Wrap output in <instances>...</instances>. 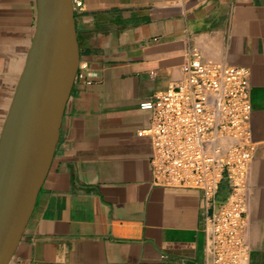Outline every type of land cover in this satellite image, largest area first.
<instances>
[{"label":"crops","instance_id":"crops-1","mask_svg":"<svg viewBox=\"0 0 264 264\" xmlns=\"http://www.w3.org/2000/svg\"><path fill=\"white\" fill-rule=\"evenodd\" d=\"M80 1L79 68L9 264H206V217L227 181L210 202L154 185L150 140L137 134L151 115L139 102L177 85L190 50L249 71L246 264H264V0ZM36 26L37 0H0V134Z\"/></svg>","mask_w":264,"mask_h":264},{"label":"built area","instance_id":"built-area-1","mask_svg":"<svg viewBox=\"0 0 264 264\" xmlns=\"http://www.w3.org/2000/svg\"><path fill=\"white\" fill-rule=\"evenodd\" d=\"M74 4L82 7L80 0ZM180 69L174 88L139 102L151 114L149 126L137 134L150 140L152 183L197 188L210 202L225 179L228 196L206 217V264H246L243 213L254 152L249 71L203 60L194 50L186 52Z\"/></svg>","mask_w":264,"mask_h":264},{"label":"water","instance_id":"water-1","mask_svg":"<svg viewBox=\"0 0 264 264\" xmlns=\"http://www.w3.org/2000/svg\"><path fill=\"white\" fill-rule=\"evenodd\" d=\"M79 66L72 0H37V26L0 134V264H9L49 169Z\"/></svg>","mask_w":264,"mask_h":264}]
</instances>
